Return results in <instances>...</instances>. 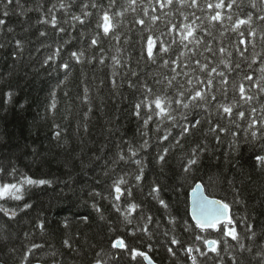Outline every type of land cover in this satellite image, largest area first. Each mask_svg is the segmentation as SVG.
I'll use <instances>...</instances> for the list:
<instances>
[{"label":"trees","instance_id":"obj_1","mask_svg":"<svg viewBox=\"0 0 264 264\" xmlns=\"http://www.w3.org/2000/svg\"><path fill=\"white\" fill-rule=\"evenodd\" d=\"M97 2L107 5L108 0ZM228 2L225 0L226 4ZM20 3L24 9L31 8L32 11L21 15V8L10 5L9 16L5 18L7 23L0 27V44L3 45L0 48V184L18 183L24 177L50 180L52 183L42 186L21 184V200H0V209L16 212V216L10 218L0 211V264H53L54 260L57 264H95L97 259L108 261V264H145L143 256L133 260L123 249L118 252L119 261L109 260L108 254L117 251L111 247L117 239H122L129 249L148 254L156 264H192L185 249L191 246L207 250L203 240H196L197 235L206 239L222 238L217 230L201 231L190 219L189 194L197 183L203 185L207 196L229 204L237 232L244 237L246 246L252 244L246 238L245 225L241 221L247 218L246 222L252 223L258 234L264 230V170L255 166V156L264 154V139L252 141L249 133L245 142L242 129L246 124L242 121L235 140L231 135H224L218 144L212 134H205L209 127L205 119L186 134L179 145L173 137H178L180 129L165 123L163 128H171L172 136L161 144L157 137L163 135V129L155 132L158 119L154 118L144 128L143 119L134 113L135 104L149 95L144 84L153 89L150 99H154L155 95L165 92V77L173 75L170 71L173 65L162 67L161 59L152 63L140 58L142 53L146 57L149 36L156 40L157 47L160 40L171 42L175 36V31L169 33L172 25L180 28L182 24H191L196 29V35L203 38V43L198 46L188 44L187 48L177 43L165 54V59H175L183 51V61L192 56L189 50L195 49L197 55L194 58L206 62L199 53L210 42L215 55L204 52V56L219 64V48L225 47L227 51L223 58L231 60L233 66L236 62L241 64L230 79L239 81L252 69H256L255 75L259 76V60L264 57V41L260 39L264 22L256 19V13L264 6L251 9L248 0H243V3L237 0L239 6L234 5L231 10H208L206 0H199V9L187 4L181 7L174 0L172 6L160 9L156 0H136L135 5H131L130 0H116L111 12H123L122 16L115 15L113 20L119 25L115 29L120 34L117 41L110 36L104 37L102 30L96 29L98 17L95 14L101 11L99 8H91L90 0H72L73 6L68 10L67 17L69 23L61 25L67 31L60 38L61 43L63 40L69 42L55 62L44 64L45 57L55 50L58 37L50 26L38 23L41 12L36 10V5L42 4L43 11L47 12L51 4L58 3V0H20ZM82 3H89L87 10L94 15L88 18L85 26L77 24L73 31L70 16L71 13L80 14ZM3 9L4 3L0 2V12ZM215 11H221L225 17L222 23L207 18L210 12L214 14ZM249 11L254 13L252 28L257 31L255 38L248 36L247 31L244 37H240L238 31L231 30V22L226 19L229 13L233 15V20L237 14L245 18V13ZM193 13L200 19H195ZM153 15L159 17L155 22L150 20ZM57 16L61 21L66 18L63 10L58 11ZM137 19H144L145 26L137 24ZM194 19L195 23H192ZM81 27L85 28L84 36L80 35ZM41 30L47 31L48 35L40 37ZM96 32H100V43L91 46V37ZM240 39H245L246 43L240 44ZM16 40L22 41L23 51L19 58L14 59L18 51ZM253 43L256 45L254 49ZM46 44L53 47H44ZM237 47H247L246 61L236 52ZM69 49H83V63H76L67 55ZM227 52H232V56L228 57ZM254 52L260 56L249 69L247 65L251 63ZM114 56L121 61L120 65L114 64ZM101 57L104 58L103 64L99 63ZM64 60L70 65L67 70L59 67ZM129 64L136 69V77L128 71ZM157 79L160 84L155 83ZM184 79L183 76L177 77L179 82ZM113 80L116 81L115 88ZM129 80L136 85L135 88L128 86ZM177 81L173 82V88L167 89L168 95H174ZM85 88L88 89L87 97ZM7 92H12L13 98L6 104ZM234 95L230 89L227 100L222 96L218 98L230 103ZM53 100L56 104L54 115L47 111ZM252 104L257 108L256 115L259 117L264 95ZM146 111L142 108V117ZM194 115L195 111L189 119ZM201 115L207 117V113L201 112ZM212 119L216 122L217 118L213 116ZM57 131L61 133L59 138L55 136ZM143 132H147L148 136L142 135ZM144 139H149L147 151L140 153L145 162L144 179L132 188L131 197L125 193L119 202L114 201L113 181L124 176L128 185H121L122 188L136 185L134 176L137 168L130 161H120L113 170L112 162L120 151L129 155V144L138 147ZM165 147L169 151L166 163L161 165L157 163L156 156ZM193 149L199 154V163L193 170L184 173L182 167ZM201 149L204 150L202 153ZM13 169L16 170L14 175ZM154 183L160 186V198L169 205L168 209L159 204L154 193L150 195ZM97 192L101 195L96 196ZM94 202L102 209L100 213L92 208ZM114 202L126 213L130 203L139 205L129 215L132 224H127L124 217L113 209ZM25 203L31 207L21 211ZM148 216L152 217L151 223H147ZM84 217L88 218L87 222ZM170 217H175L174 224L170 222ZM41 221L45 222L44 231L37 226ZM145 224L147 232L142 230ZM173 238L179 243L173 245ZM227 239L231 244L236 243ZM65 240L69 241L71 248L65 246ZM33 244L43 247L35 249L25 262L24 255ZM170 247L175 255L168 251ZM258 250L254 247L252 253L242 254L246 264H260V257L256 255ZM97 253L100 255L97 256ZM231 254V249L222 253V264H230ZM192 255L196 256L197 264H216V261L201 257L195 251ZM213 255L209 253V256ZM236 255L241 253L237 251Z\"/></svg>","mask_w":264,"mask_h":264},{"label":"snow or ice","instance_id":"obj_2","mask_svg":"<svg viewBox=\"0 0 264 264\" xmlns=\"http://www.w3.org/2000/svg\"><path fill=\"white\" fill-rule=\"evenodd\" d=\"M0 2L4 3V9L0 12V27L6 25V17L9 16V8L8 6H16L17 8H21V15H24L28 11H32L31 8L24 9L23 5L20 3V0H0ZM176 3L180 4L183 7L187 4L192 8H200L199 0H175ZM243 3V0H240ZM136 0H130L131 5H135ZM156 3L159 5L160 9H164L166 7H170L173 5L174 0H156ZM116 0H108L107 5L103 3H98L97 0H90L91 8H99L101 11L96 13L95 15L98 17L96 20V29L102 30L104 37H111L114 40L119 41L120 34L115 32V29L119 27L118 24L113 23L115 15H123V12L112 13L111 9L115 6ZM234 5H237V0H229L226 4L225 0H218L216 3H212L211 0H206V8L208 10H219L228 8L231 10ZM259 6H264V0H248V7L251 9H258ZM73 6L72 0H58V3H52L51 6L47 9V12L43 11V5L37 3L36 10L41 12V17L38 20L39 24L48 25L51 29L54 30V34L58 37L55 42V50L47 55L44 60V64H48L49 62H55L57 58L61 56L62 50L66 44H68V40H63L60 42L61 34L66 33L67 29L62 24H68L69 20L67 19L69 12L68 10ZM239 6V5H237ZM89 3H82L80 14L71 13V28L73 31L76 30L77 24L81 26H85L88 23V18L92 17L94 13L88 11ZM63 10L65 19L61 21L57 12ZM202 10V9H201ZM156 9L153 8V12ZM183 15V13H181ZM195 19H200V17H196L195 13L192 14ZM253 15L254 13L249 11L245 13V18H240L239 14H237V18L233 20V15L229 13L226 19L231 22V30L238 31L240 37L245 36V31H247L248 36L255 38L257 36V31L255 28H252L253 23ZM145 16H147V10H145ZM210 21H215L217 23H222L225 17L222 15L221 11H215L214 14L210 12L207 17ZM159 19L158 16L153 15L150 17V20L155 22ZM185 20L188 19L187 16L184 17ZM195 19L192 23H195ZM256 19L258 21L264 22V7H260L259 11L256 13ZM137 24L141 26H145L144 19H137L135 21ZM90 27V23L88 24ZM242 26H246L243 27ZM8 31H12V29H8ZM175 31V36L171 38L170 43H166L164 40L159 41V46L157 47V42L149 36L147 39L146 46V57L142 53L141 59H146L155 63L157 59L162 60V67H168L170 64L173 67L170 68V71L173 73L170 77H165L167 80V86L165 92L160 95H155L154 99H150V95L153 93V89L148 87L147 84H144L146 92L149 95H145L144 98L135 104V115L138 118L143 119V127L147 128L149 123L153 121L154 118L158 119V123L155 127V132L159 133L163 129V135L158 136V142L163 143L169 140V137L172 136L171 128H179L180 132L178 137H173L175 143L177 145L180 144L181 139L190 133L192 129L196 128L201 124L203 120L206 119L209 127L206 130L207 134H212L216 142L221 143V138L224 135H231L233 139L238 135V130H241L242 124L241 122H245L246 126H243L244 139L245 142L248 141V135L250 133L252 137V141H256L258 139H264V104L260 107L261 115L258 117L256 115L257 108L253 106V101H259L260 96L264 95V57H261L259 60V68L258 71L260 73L259 76L255 75L256 69H252V65L257 63V57L260 56L259 53H253L251 58V63H248L247 67L252 69L250 72H246L241 80H236L235 78L230 79L232 73L235 72L236 69L241 68V64L236 62L233 66L231 60H226L223 58L224 53L227 51L225 47H220L219 52L221 54V59L219 64H216L211 57L204 56V52L215 53L212 50L211 43L208 42L205 44L203 51L199 53L201 57H203L204 61L202 62L199 58H194L197 55L195 49H190L192 56L186 60H181L184 57L185 53L181 51L179 55L175 59H165L164 56L166 53H169L172 49V46L179 43L183 48H187L188 44L200 45L203 43V38L198 37L196 35V29H194L191 24H182L180 28H177L176 25H172L169 29V33ZM207 34V33H206ZM48 35L47 31L41 30L39 31L40 37H45ZM80 35H86V31L84 27L80 29ZM161 35H164L163 33ZM179 37V40H177ZM261 41H264V32H261L260 35ZM101 36L100 32H96L91 37V46H97L100 43ZM187 41L188 43H185ZM127 43V41H125ZM16 48L18 51L14 54V59L19 58L20 54L23 51L22 41L16 40ZM240 44H245V39H240ZM44 47H53L51 44L43 45ZM255 43L252 44L253 49L255 48ZM3 45L0 44V48ZM155 50V51H154ZM247 47L241 49L239 47L236 48V52L243 60H247L248 58L245 56V52H247ZM39 51V49H37ZM67 55L75 60L76 63H83L82 57L84 56L83 49L80 50H68ZM227 56L231 57L232 52H227ZM91 59H95L92 57ZM115 65H120L121 61L117 59L115 56L112 57ZM99 63H104V58L101 57ZM128 63V62H125ZM139 63V61H137ZM221 65H223V69H221ZM60 68L67 70L70 65L67 60H64L59 65ZM181 69V71H177V69ZM226 70V71H225ZM128 71L131 72L133 77L138 75L136 69L132 68L129 64ZM115 75V73H114ZM127 75V72L125 73ZM239 76V73H236ZM183 76L185 79L183 82L177 81V77ZM177 81L178 88L175 89L174 95H168L167 89L173 88V82ZM245 81L247 83H245ZM156 84H160V80H155ZM113 87H116V81H112ZM128 86L130 88H135L136 85L129 80ZM230 89L236 94L232 97L230 103H225L218 97H223L224 100L228 99V93ZM255 90V91H254ZM88 89L85 88V97H87ZM67 95V93H65ZM52 96H55V92L52 93ZM238 96V98H237ZM13 98L12 92H7L5 94V103H10ZM245 105L248 107L245 108ZM23 107V105H21ZM56 108L55 101L49 105L47 111L52 113ZM146 109L145 115L141 116V110ZM186 110V111H185ZM91 111V109H89ZM193 111L196 112V115L192 116V119H189V116L192 115ZM201 112L207 113V117L201 115ZM215 116L216 122H213L212 117ZM67 118V117H65ZM168 123L171 125V128H163V125ZM58 129L59 125H55ZM61 135L60 131L55 133V136L59 138ZM142 135L148 136L147 132H143ZM149 147V139H144L143 142L138 146H132L129 144L128 153L129 155H125L123 151L117 153V159H114L113 170L115 166L120 162L124 161L128 163L129 161L134 164L137 168V174L134 176V180L136 181V185H130L128 187L122 188L121 185H128V180L125 179L124 176H119L118 179L113 181L112 189L115 193L114 201L119 202L121 197L126 193L128 197L132 196V188L139 185L140 182L144 179V169L145 162L144 157L140 155L141 151L146 152ZM169 149L165 147L162 152L157 153L156 160L157 163L163 165L166 163V156L168 155ZM204 150L201 149L202 153ZM199 154L196 149L192 150L191 155L187 158L186 163L182 167V171L184 173H188L193 170L195 166L199 163ZM256 167L264 170V154H257L255 156ZM2 171V169H0ZM15 169L12 170V174H15ZM107 175V173H105ZM52 181L45 179H32L31 177H24L18 183H3L0 184V200L12 199L19 201L22 199V188L21 184H27L29 186H42L45 184L51 185ZM161 188L158 184L154 183V186L151 188V194H155V199L158 200L159 204L163 206L165 209H168L169 205L165 202L164 199L160 198ZM96 196H100L101 193H95ZM192 201H191V214L192 219L195 221V226L199 228L201 231H205L207 229H213L221 232L222 238L220 240L217 239H206L202 236L197 235L196 240H203L204 245L206 246V251L202 250L200 247H196L195 249L189 246L185 249L189 258L192 261V264H197L196 256L192 255L193 251L200 254L201 257H208L210 260L216 261V264H222L223 255L222 253H228L229 249L232 250V254L229 256L230 264H246V258L242 255L244 252L252 253L253 248L256 247L259 250L256 252V255L260 257V264H264V230H262L259 234L255 226L252 223H247L245 218L244 221V232L247 234L246 238L249 241H252V244L245 245L243 242L244 237L237 232L234 221L228 216L229 204L222 202L218 199H209L207 195H205L203 190V185L197 183L192 189L191 192ZM106 198V197H102ZM31 205L25 203L23 205L24 209L30 208ZM113 209L120 213L121 216L124 217V221L127 224H132V220L129 219V215L134 212L139 205L136 203H130L127 206V213L121 210V207L118 203L112 204ZM92 208L95 209L96 212L100 213L102 209L94 202L92 204ZM0 211H4L5 215H8L10 218L16 216V212L12 211L9 213L7 210L0 209ZM103 219V216H101ZM85 222H87V217L83 218ZM152 217H147V223H151ZM227 221L226 224L224 222ZM170 222L175 223V217H170ZM224 225V227H218V225ZM229 225L231 227H229ZM41 231L45 230V222L41 221L37 225ZM65 227H67V222H65ZM139 230V229H137ZM147 232V226L142 229ZM230 238L231 241H235V244L229 243ZM171 243L176 245L179 241L175 238L172 239ZM66 247L71 248V244L68 240L64 241ZM43 247L39 244H33L31 247L27 249V252L24 255V261H28L29 254H33L35 249ZM112 249L117 250L116 252L109 253V260H120V256L118 254L119 250H126L131 255L132 259L135 260L137 256H143L145 259H148L145 253L139 251L134 248H127L124 241L122 239H117L111 244ZM170 253L175 255L173 249L170 247L168 249ZM239 251L241 255H236V252ZM209 253L214 254L213 256H209ZM53 256L56 253H52ZM100 253H97L99 256ZM53 264H57L54 260ZM95 264H108V261H102L97 259Z\"/></svg>","mask_w":264,"mask_h":264},{"label":"water","instance_id":"obj_3","mask_svg":"<svg viewBox=\"0 0 264 264\" xmlns=\"http://www.w3.org/2000/svg\"><path fill=\"white\" fill-rule=\"evenodd\" d=\"M200 184V183H199ZM203 190H204V188H203ZM191 192H192V190L190 191V194H189V216H190V219H191V221L195 224V221L192 219V214H191V201H192V195H191ZM204 193H205V190H204ZM205 195H206V193H205ZM209 197V196H208ZM209 199H216V198H211V197H209ZM219 200V199H218ZM221 201V200H220ZM228 216L232 219V216H231V208L229 207V209H228ZM227 223V221H225L224 222V224H226ZM223 225V224H222ZM219 226H221V225H218V227ZM199 229V228H198ZM207 230H213V229H207ZM207 230H205V231H207ZM146 256L148 257V259H145L144 257H143V260H144V263L145 264H156L151 258H150V256L148 255V254H146ZM35 264H41V263H35Z\"/></svg>","mask_w":264,"mask_h":264}]
</instances>
